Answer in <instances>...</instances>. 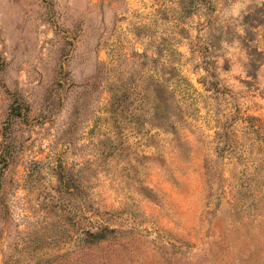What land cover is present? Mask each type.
<instances>
[{
  "label": "rangeland",
  "instance_id": "rangeland-1",
  "mask_svg": "<svg viewBox=\"0 0 264 264\" xmlns=\"http://www.w3.org/2000/svg\"><path fill=\"white\" fill-rule=\"evenodd\" d=\"M0 264H264V0H0Z\"/></svg>",
  "mask_w": 264,
  "mask_h": 264
},
{
  "label": "trees",
  "instance_id": "trees-1",
  "mask_svg": "<svg viewBox=\"0 0 264 264\" xmlns=\"http://www.w3.org/2000/svg\"><path fill=\"white\" fill-rule=\"evenodd\" d=\"M94 235V234H93Z\"/></svg>",
  "mask_w": 264,
  "mask_h": 264
}]
</instances>
